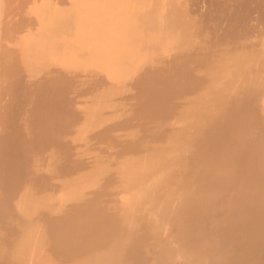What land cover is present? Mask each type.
I'll return each instance as SVG.
<instances>
[{
    "label": "bare ground",
    "instance_id": "obj_1",
    "mask_svg": "<svg viewBox=\"0 0 264 264\" xmlns=\"http://www.w3.org/2000/svg\"><path fill=\"white\" fill-rule=\"evenodd\" d=\"M47 175L73 191L36 209ZM74 199L119 229L75 240ZM79 245L264 264V0H0V264Z\"/></svg>",
    "mask_w": 264,
    "mask_h": 264
},
{
    "label": "rangeland",
    "instance_id": "obj_2",
    "mask_svg": "<svg viewBox=\"0 0 264 264\" xmlns=\"http://www.w3.org/2000/svg\"><path fill=\"white\" fill-rule=\"evenodd\" d=\"M71 177L72 175H61L60 177L58 175L44 176L41 182L38 183V188H39L38 192L29 193L30 202L34 203L36 209L55 207L52 205L57 203L59 198H65L66 195L67 196L69 195L68 194L69 192L73 191ZM83 199L91 200V195H87L86 198H81V200ZM71 203L73 204L71 205ZM71 203L68 206V212L73 216L74 226L72 227L73 231L71 237L74 238L75 240H77L76 231H78L79 235H83L84 238L89 237L90 241H94L99 239L101 240L104 237H107L108 239V236L113 234V231H115V229H119V224L117 226L116 219L113 216V214L117 213L115 210L106 209L105 211H103L101 209L99 211H94V209L91 207L89 203L85 204L84 202L81 204L76 199H74ZM44 204H46V207L43 208ZM103 216L105 217L103 218ZM85 220H86V224H84ZM106 240L100 243L104 247L103 252L114 251L116 247V243L108 244ZM2 245H3V241H2ZM79 247L80 245L75 247L76 251L73 252L72 256L62 257L64 264H87L86 259L89 256H90L89 259H91V262L93 264H99L98 260L100 259L98 253L94 252L95 245H90L87 249H81ZM60 256L55 255L57 259ZM131 258L132 256H121L122 264H130ZM100 264H103V262H100Z\"/></svg>",
    "mask_w": 264,
    "mask_h": 264
}]
</instances>
